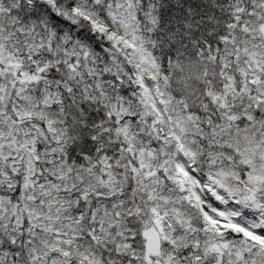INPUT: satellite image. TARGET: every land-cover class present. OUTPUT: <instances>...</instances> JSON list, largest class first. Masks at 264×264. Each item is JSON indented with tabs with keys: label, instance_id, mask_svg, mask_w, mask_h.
Instances as JSON below:
<instances>
[{
	"label": "snow or ice",
	"instance_id": "obj_1",
	"mask_svg": "<svg viewBox=\"0 0 264 264\" xmlns=\"http://www.w3.org/2000/svg\"><path fill=\"white\" fill-rule=\"evenodd\" d=\"M0 264H264V0H0Z\"/></svg>",
	"mask_w": 264,
	"mask_h": 264
}]
</instances>
